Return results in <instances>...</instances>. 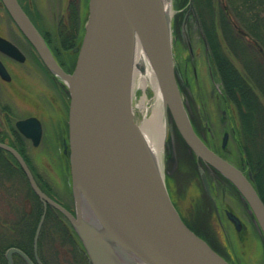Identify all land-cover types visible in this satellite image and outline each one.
<instances>
[{"label": "water", "instance_id": "95a60500", "mask_svg": "<svg viewBox=\"0 0 264 264\" xmlns=\"http://www.w3.org/2000/svg\"><path fill=\"white\" fill-rule=\"evenodd\" d=\"M2 1L44 65L63 81L69 94L68 146L74 214L42 192L24 159L0 143V149L14 157L44 207L33 239L35 256L49 206L69 222L91 264H123L120 256L123 251L146 264H229L183 222L139 131L130 94L133 32L140 36L147 50L165 111L169 112L178 134L197 159L235 187L264 242V204L252 184L251 173L244 174L206 147L186 115L174 73L169 21L161 6H150L144 0H89L82 42L74 50L76 63L72 73L67 74L16 0ZM189 9L194 12L191 2ZM26 29L43 43L48 53ZM0 49L8 54L15 52L3 40ZM29 123L35 130L33 136ZM17 128L33 140L34 146L38 144L41 131L38 122L33 119L18 122ZM175 164L170 146L168 173ZM202 184L212 199L204 175ZM226 217L240 231V220L229 211ZM13 254L32 264L16 248L7 250V264H12Z\"/></svg>", "mask_w": 264, "mask_h": 264}, {"label": "rangeland", "instance_id": "374dc122", "mask_svg": "<svg viewBox=\"0 0 264 264\" xmlns=\"http://www.w3.org/2000/svg\"><path fill=\"white\" fill-rule=\"evenodd\" d=\"M170 2L173 11V15L169 19L173 67L186 115L191 126L196 131H204L208 135L212 147H215L220 143V132L218 131L220 111L226 110L227 123L225 127L230 136L227 152H224L223 157L239 167V159L241 158V143L239 142L242 137L239 133L241 128L238 112L235 105L224 98L222 85L211 70L208 46L203 37L193 0H170ZM190 2L193 5L194 12L189 9ZM210 4L217 10L214 12V16H218V11H220L221 6L225 5V1L211 0ZM206 14L204 16L208 19L210 14ZM260 16H264V11L260 13ZM2 17L3 13L0 9L1 21ZM86 20L87 15L84 22ZM234 21L238 24L236 18ZM213 23L219 33V28L215 24L218 23L217 17L213 19ZM246 30L244 31L246 32ZM220 38H222L221 34L218 36V39ZM242 40V46L248 48L247 55L252 60L251 62L262 65V71H264V56L261 57L255 54L260 48L253 46V53L252 44L246 38ZM220 41L222 40L220 39ZM227 46H229L227 43L221 45L222 52L229 58L236 70L245 75L246 71L241 59ZM262 82L264 83V78ZM252 88L253 92L263 101L260 91L253 85ZM40 89L44 90L43 88H37V90ZM143 94L146 96V107L149 108L153 97L149 87L143 91L135 90L132 103L135 104ZM26 108L29 111L32 110L30 107ZM166 115L168 137L162 153L161 172L167 192L180 216L188 227L200 233V236L202 235L201 237L208 242L211 241L216 251L221 253L222 257L230 264H264V243L261 233L252 217L247 213L239 193L222 178L217 175L214 177L215 174L208 170L211 167L201 163L195 155L191 154L176 131L169 113L167 112ZM140 117V114L136 111L135 118ZM207 126L215 134L214 139L210 138L206 132L205 127ZM168 141H170V144H168ZM170 146L174 151L176 164L172 172L168 173L166 160L170 153ZM32 151L29 155L31 159L29 163L39 182L50 184L53 190L50 192L52 197L73 212L75 207L70 186V174L69 176L66 174L65 168L60 169V162L54 157L49 159L38 150L32 155ZM203 175L206 180L216 178V194L213 193L212 196H217V213L213 210L210 202H207L204 195ZM9 178L10 182H6L4 187L0 185V219L14 223L17 221L16 215L18 214L15 208L24 203L23 199L27 195L26 187L28 186L19 172H14ZM30 202L26 206L28 209L32 204ZM225 208H228L236 217L240 218L243 226L239 232L235 231L233 225L225 217ZM54 250L56 249L50 248L51 253ZM63 254V252H60V256L57 254V258L62 260L63 257L68 256V254L65 256Z\"/></svg>", "mask_w": 264, "mask_h": 264}, {"label": "trees", "instance_id": "16d2710c", "mask_svg": "<svg viewBox=\"0 0 264 264\" xmlns=\"http://www.w3.org/2000/svg\"><path fill=\"white\" fill-rule=\"evenodd\" d=\"M210 1L193 0V5L208 46L211 70L222 85L224 98L233 103L238 112L241 128L239 133L242 137L239 142L241 158L238 166L245 172H251L253 186L264 203V83L262 82L264 71L262 65L251 62L247 55L248 48L242 46V39L246 38L252 44V51L253 46L259 47L261 50H257L255 54L264 56V16H260L264 11V0H224L225 5L220 7L218 16H214L217 10L211 6ZM206 12L210 14L208 19L204 16ZM208 13L206 15H209ZM215 17L218 19V23L215 24L219 28L222 41L218 39L220 34L213 23ZM235 18L238 24L234 21ZM223 43H227L229 45L227 47L239 56L246 71L245 75L240 74L222 52ZM251 84L260 91L263 101L253 92ZM26 163L40 189L54 199L50 191L40 185L29 161L26 160ZM14 172H19L26 181L27 195L23 199L24 203L15 208L18 212L16 222L9 223L0 219V264H7L5 254L10 248L22 251L34 264H37L33 252V238L43 206L30 189L17 162L14 159H7L0 151V185L4 187L6 182H10L9 177ZM29 202L32 204L28 209L26 206ZM208 243L216 251L211 241ZM50 248L56 250L51 253ZM60 252L64 253L63 256L68 254L66 258L69 259L64 257L62 260L58 259L57 254L60 256ZM37 258L41 264H90L75 231L59 212L50 207L47 208L38 238ZM12 260L13 264H26L16 254L13 255Z\"/></svg>", "mask_w": 264, "mask_h": 264}, {"label": "flooded vegetation", "instance_id": "af4514ba", "mask_svg": "<svg viewBox=\"0 0 264 264\" xmlns=\"http://www.w3.org/2000/svg\"><path fill=\"white\" fill-rule=\"evenodd\" d=\"M16 2L58 66L65 73L71 74L77 59V52L74 50L80 47L84 35V21L86 15L88 16L89 0H16ZM0 9L3 13L2 21L0 20V40L5 41L15 50L12 54H8L0 49V68L3 71L2 74L0 73V143L14 149L25 161H31L29 155L32 150V155L38 150L49 159L54 157L60 162V169L65 168L69 176L67 88L63 81L44 65L35 47L15 23L2 0H0ZM26 107L32 110L29 111ZM220 113L218 146L212 147L204 131L194 130L211 151L225 159L223 156L224 152H227L230 135L225 127L227 111L221 110ZM30 119L38 122L41 129L36 146L33 145L30 137L17 128L18 122ZM28 127L29 133L33 136L35 134L33 124L29 123ZM205 130L210 138H215L210 127H205ZM0 151L7 159H14L9 152L1 149ZM208 170L216 177V171L210 168ZM215 179H208L211 195L216 194ZM42 186L50 192L53 191L48 183ZM212 198L216 203L217 196ZM227 209L225 208L224 211Z\"/></svg>", "mask_w": 264, "mask_h": 264}, {"label": "bare ground", "instance_id": "6f19581e", "mask_svg": "<svg viewBox=\"0 0 264 264\" xmlns=\"http://www.w3.org/2000/svg\"><path fill=\"white\" fill-rule=\"evenodd\" d=\"M144 2L150 6H161L167 16L168 21L173 15L170 0H144ZM26 32L30 36L33 34L32 31L28 29H26ZM34 37L37 38L35 35ZM37 40L44 52L48 53L43 43L38 38ZM147 87H149L153 93L150 107H146V96L143 94L135 104L132 103V111L134 117L136 111L141 116L138 119L135 118V121L149 151L154 166L159 174L162 175V153L168 137V122L166 118L167 112L164 108L162 94L147 50L140 36L133 32L131 34L130 49L131 101L133 102L135 90L138 89L143 91ZM123 252H120L123 264H146L135 255L129 254L126 251L125 253Z\"/></svg>", "mask_w": 264, "mask_h": 264}]
</instances>
